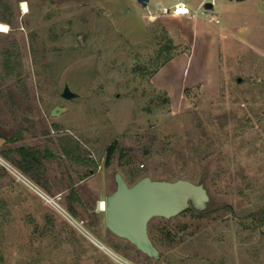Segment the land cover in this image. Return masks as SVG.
I'll return each instance as SVG.
<instances>
[{"label": "rangeland", "instance_id": "1", "mask_svg": "<svg viewBox=\"0 0 264 264\" xmlns=\"http://www.w3.org/2000/svg\"><path fill=\"white\" fill-rule=\"evenodd\" d=\"M252 1L238 10L264 9ZM171 2L0 0V132L21 135L1 147L47 153L38 183L106 245L0 164V264H264V50L201 33L191 47L147 16ZM189 2L210 33L223 24L219 4ZM65 82L80 95L53 114ZM117 171L189 178L210 199L151 218L153 257L98 208Z\"/></svg>", "mask_w": 264, "mask_h": 264}, {"label": "water", "instance_id": "2", "mask_svg": "<svg viewBox=\"0 0 264 264\" xmlns=\"http://www.w3.org/2000/svg\"><path fill=\"white\" fill-rule=\"evenodd\" d=\"M138 1L146 5L149 0ZM205 5L210 7L212 2L208 1ZM62 95L64 99L61 105L52 109L53 114H58V109L64 108L67 98L79 96L80 93L65 82ZM115 180L116 188L105 197L106 225L111 231L125 237L153 257H158L160 250L149 232L151 218L156 215L171 217L188 208L200 212L205 210L210 199L204 183L185 177L167 179L144 175L129 183L117 171Z\"/></svg>", "mask_w": 264, "mask_h": 264}, {"label": "crops", "instance_id": "3", "mask_svg": "<svg viewBox=\"0 0 264 264\" xmlns=\"http://www.w3.org/2000/svg\"><path fill=\"white\" fill-rule=\"evenodd\" d=\"M150 1V0H149ZM148 1V2H149ZM169 4L173 5L178 0H173ZM192 9H198L193 7L189 0H183ZM198 4L203 6L206 2H212V6L206 8L212 9L219 4V9L223 15V24L216 27L217 31L210 33L207 29L205 21L199 19V14H174V13H163L159 9L158 11L152 8L148 9L147 16L155 20H159L166 23L170 31L173 32L174 29H178L184 35V38L188 41L190 46H193L195 35H204V38H215L234 41L237 43H244L248 46H253L256 48H262L264 50V9H257L251 6H246L242 11L238 10L240 2L245 0H197ZM264 0H253L252 2H263ZM144 5V4H143ZM147 5V4H146ZM163 5V4H159ZM211 18L216 17V13H211ZM241 17V18H240ZM215 34V35H214ZM183 52V51H181ZM220 62L216 66V73L212 78L215 84V89L218 91L224 80V70L221 67ZM36 181V180H35ZM38 182V181H37Z\"/></svg>", "mask_w": 264, "mask_h": 264}, {"label": "built area", "instance_id": "4", "mask_svg": "<svg viewBox=\"0 0 264 264\" xmlns=\"http://www.w3.org/2000/svg\"><path fill=\"white\" fill-rule=\"evenodd\" d=\"M158 9L163 13H174V14H193L197 15L199 9H192L190 5H188L183 0L176 1L173 5H159ZM1 148V143H0ZM0 164L4 166L8 171L13 173L18 179L25 181L28 185H30L34 191L39 194L43 199L48 202L53 203L59 210H61L67 218L71 221L76 222L77 225L81 228V230L88 236H90L97 244L100 246H106L101 242L95 235H93L85 226L83 225V221L78 220L75 216L69 212L65 206L60 202L61 195L51 194L48 190H46L41 184L31 178L28 174H26L20 167L14 164L9 158H7L0 150ZM101 206V207H100ZM98 208L101 210L106 209V201L105 198L100 199L98 202ZM113 253L115 251L109 249ZM119 256V255H118ZM120 257V256H119ZM122 260V258H121ZM128 263V262H127ZM130 264V263H128Z\"/></svg>", "mask_w": 264, "mask_h": 264}, {"label": "trees", "instance_id": "5", "mask_svg": "<svg viewBox=\"0 0 264 264\" xmlns=\"http://www.w3.org/2000/svg\"><path fill=\"white\" fill-rule=\"evenodd\" d=\"M170 56H168L166 59H168ZM20 136L21 135H17L14 138L12 136H8L6 130L0 132V138L4 139L5 141L14 140L16 138H19ZM0 143L2 144L1 140ZM0 150L3 153V155L9 158L14 164L20 167L23 171L30 174L36 181L38 182L42 181V177H43V173L41 171V167L43 165L42 157L46 156L47 153H42L39 148L29 146L27 144L17 145L10 148L1 147ZM108 152H109L108 154V159H109L113 152V144H111L108 147ZM16 154H18L19 156H17ZM71 208H73L72 205ZM188 209H192V208H188Z\"/></svg>", "mask_w": 264, "mask_h": 264}, {"label": "bare ground", "instance_id": "6", "mask_svg": "<svg viewBox=\"0 0 264 264\" xmlns=\"http://www.w3.org/2000/svg\"><path fill=\"white\" fill-rule=\"evenodd\" d=\"M23 7L24 9H27V3L25 1H23ZM0 26H2L4 29L7 30L8 25L5 22H0ZM106 201V200H105ZM101 207V206H100Z\"/></svg>", "mask_w": 264, "mask_h": 264}, {"label": "snow or ice", "instance_id": "7", "mask_svg": "<svg viewBox=\"0 0 264 264\" xmlns=\"http://www.w3.org/2000/svg\"><path fill=\"white\" fill-rule=\"evenodd\" d=\"M0 30H6V29H4L2 26H0Z\"/></svg>", "mask_w": 264, "mask_h": 264}]
</instances>
